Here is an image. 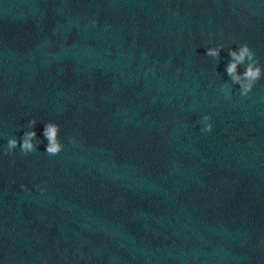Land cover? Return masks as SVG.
<instances>
[{
	"label": "clouds",
	"instance_id": "1",
	"mask_svg": "<svg viewBox=\"0 0 264 264\" xmlns=\"http://www.w3.org/2000/svg\"><path fill=\"white\" fill-rule=\"evenodd\" d=\"M93 24H95V21H93ZM223 49V44H219L216 47H209L206 49V56L219 59L220 53ZM228 56L230 57V60L226 65L225 71L230 78L231 83L239 86L240 95L247 97L248 94L253 90L256 82L260 80L262 76H264V65L260 64L259 60L255 56L254 51L247 43L241 44L236 49L229 48ZM241 65L244 66V71L242 73L238 72V68ZM225 95H228V91L225 92ZM210 121L211 117L209 115H204L202 117V132L209 133L212 131L213 125ZM36 124L37 121L35 119L29 120L28 130L24 131L23 136L19 140L15 137H12L7 141L4 154L7 155L13 152L18 146L20 153L25 156L37 151L38 146L43 141L37 138V134L34 130ZM43 137L47 140V154L56 156L63 151L64 145L60 140L59 124L53 121L46 122L43 129ZM20 187L25 192L29 191L26 185L22 184ZM40 191L44 192L46 189H40Z\"/></svg>",
	"mask_w": 264,
	"mask_h": 264
}]
</instances>
